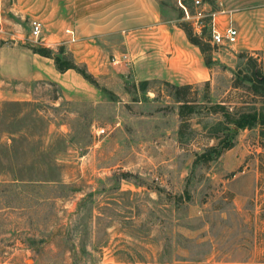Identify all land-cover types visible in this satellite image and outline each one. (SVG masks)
<instances>
[{
    "label": "rangeland",
    "instance_id": "374dc122",
    "mask_svg": "<svg viewBox=\"0 0 264 264\" xmlns=\"http://www.w3.org/2000/svg\"><path fill=\"white\" fill-rule=\"evenodd\" d=\"M194 1L0 0V264H264L262 128L236 130L231 149L194 162L217 144L210 137L235 131L209 107L253 101L232 83L240 55L262 56L253 32L264 34V1ZM222 9L216 27L233 19L238 38L217 47L211 19ZM196 16L208 66L188 44L209 79L189 84L194 112L180 139L166 83L186 85V73L169 68L180 40L166 34L185 23L197 35ZM39 47L63 48L97 87L32 62Z\"/></svg>",
    "mask_w": 264,
    "mask_h": 264
},
{
    "label": "trees",
    "instance_id": "16d2710c",
    "mask_svg": "<svg viewBox=\"0 0 264 264\" xmlns=\"http://www.w3.org/2000/svg\"><path fill=\"white\" fill-rule=\"evenodd\" d=\"M186 35L188 42L196 46L200 52L204 55L205 65H209V59L205 57L206 52H208V45L202 43L201 38L193 33L192 27L185 23H180L178 26ZM34 54H37L44 58L52 59L56 70L59 73H64L68 70H73L79 74L85 81L97 87L95 78L86 70L84 66H79L74 63L73 60L67 58L64 55L63 48H59L57 52H53L49 48H34L31 49ZM242 58L240 66L242 69L238 68L235 73V77L232 83L233 89L244 88L247 96L253 99V101H243L242 105L235 107L230 111L225 104L211 105L209 110L212 114H217L219 111L222 113L225 121V129L223 131H228L232 133V129L229 126L234 127L235 131L232 134L222 136L210 137L211 140H217V144L214 146H206L201 153L195 154V163L208 164L215 158L219 157L220 154L233 147L234 134L236 130L240 129H252L254 127H261L260 136L264 138V112L258 109L256 104V98H264V71L260 59L250 55H240ZM146 84V81L143 82ZM206 86L209 84L206 83ZM169 88V92L178 103V116L180 119V126L178 130V136L181 139L185 135V130L188 128V121L190 116L193 114V103L195 102V97L190 98V91L193 89L192 85H174L166 83ZM105 92L104 90H102ZM220 125V124H219ZM216 130L217 133L221 129ZM229 125V126H228ZM225 133V132H224Z\"/></svg>",
    "mask_w": 264,
    "mask_h": 264
},
{
    "label": "crops",
    "instance_id": "0c3cea01",
    "mask_svg": "<svg viewBox=\"0 0 264 264\" xmlns=\"http://www.w3.org/2000/svg\"><path fill=\"white\" fill-rule=\"evenodd\" d=\"M144 1L145 0H137V3L143 4ZM262 1H264V0H258V2H262ZM126 3H127V1H126ZM137 6L139 7V5H137ZM235 19H236V17L234 16V22H235ZM181 32L182 31H180V32L177 31L175 33V35L170 34V33L166 34V37H168V39H170V41L172 38L174 39L175 36H177L180 40L179 42H175V43H172V45H169V49H170V52L172 54V56L170 57V67L169 68L172 71H174L175 75H178L176 72H179V71H180V73L182 71H184L186 73V75H185L186 79H183L182 83H180V84L189 85L192 83L199 82L200 80H208L209 79L208 69L207 68L205 69V67L202 65L201 61L195 56L194 53L196 52L195 51L196 49L192 48V46H190L188 44V41H186L185 33L184 32L181 33ZM253 36H254V42L256 43V46L254 47L255 50H259L262 52V56L260 58V61L262 63V67H263V71H264V34L262 36H259L258 33H256V31H254ZM77 40H78V38H77ZM257 43H258V45H257ZM32 56H33V59L31 61L32 62L36 61L37 63H39L41 61V59H34V58H36V57L44 58V57H41V56L36 55V54H33ZM46 59H49V58H46ZM50 60H52V59H50ZM84 61L85 60H81V62H84ZM182 62L184 63V65H187L188 63H190V65H189L190 68L187 69L186 67H181L180 63H182ZM193 64H195L194 68H192ZM53 65H54V62H53ZM33 66L34 65H30V68L33 69ZM54 68H55V65H54ZM18 69H20V68H18ZM24 70L28 71L27 68H24ZM70 71H73V70H68L64 73H59L55 68V72H58L60 74V78H65V76H67L66 74H68V72H70ZM26 73L28 74V72H26ZM33 73L35 74L36 72H33ZM33 73L31 72V76H28V75L25 76V79L37 78L36 76L35 77L33 76ZM77 75H79V74H77ZM148 79L149 78H146V80H148Z\"/></svg>",
    "mask_w": 264,
    "mask_h": 264
},
{
    "label": "built area",
    "instance_id": "2783aa9c",
    "mask_svg": "<svg viewBox=\"0 0 264 264\" xmlns=\"http://www.w3.org/2000/svg\"><path fill=\"white\" fill-rule=\"evenodd\" d=\"M194 3L196 5H201V1L200 0H195ZM185 16L186 18H190L188 12L186 11V9L182 6ZM224 9L221 10V12L219 13H214L212 14V19H211V33H210V43L213 46H225V45H233L236 43L237 38H238V33L237 30L232 26V19L231 21L227 22L225 26H223L222 29H218L216 27V22H217V17L218 14H225ZM201 18H198L196 16L195 18V26L194 29L196 31L197 36H199L201 34V30L204 28L203 22L200 20ZM42 23L38 20H33L31 23V37L34 41H43L41 34H42ZM194 31V32H195ZM200 31V32H199ZM66 34H68L69 39L68 41L70 42H75V35L71 30H66ZM123 59H126L125 56H123ZM97 136L101 137L104 136L105 133V129H99L97 131Z\"/></svg>",
    "mask_w": 264,
    "mask_h": 264
}]
</instances>
